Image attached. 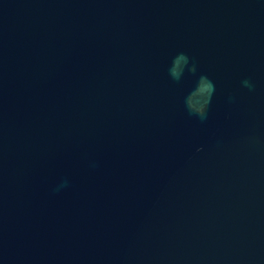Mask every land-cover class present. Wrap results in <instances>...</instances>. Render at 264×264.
Segmentation results:
<instances>
[{"label": "water", "instance_id": "95a60500", "mask_svg": "<svg viewBox=\"0 0 264 264\" xmlns=\"http://www.w3.org/2000/svg\"><path fill=\"white\" fill-rule=\"evenodd\" d=\"M0 264H264V0H0Z\"/></svg>", "mask_w": 264, "mask_h": 264}, {"label": "clouds", "instance_id": "9594fccd", "mask_svg": "<svg viewBox=\"0 0 264 264\" xmlns=\"http://www.w3.org/2000/svg\"><path fill=\"white\" fill-rule=\"evenodd\" d=\"M188 64V58L184 55V54H180L178 55L173 62V66L170 69L171 75L174 78H179V76L181 75V73L184 70V67L187 66ZM190 72H194L195 69L194 68H189L188 69ZM213 91V85L211 84V82L207 81L205 78H201L197 87V90L195 92L192 93V95L188 98L187 100V105L189 107V109L199 115H203V113L205 112V106L201 105L200 107H196L193 105L192 103V96H195L197 94H208L210 96V94Z\"/></svg>", "mask_w": 264, "mask_h": 264}]
</instances>
